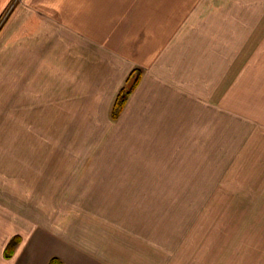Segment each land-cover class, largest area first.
Here are the masks:
<instances>
[{
  "label": "crops",
  "instance_id": "1",
  "mask_svg": "<svg viewBox=\"0 0 264 264\" xmlns=\"http://www.w3.org/2000/svg\"><path fill=\"white\" fill-rule=\"evenodd\" d=\"M0 25V90L7 81L18 85L21 121L117 128L106 136L113 138L112 158L97 168L105 176L114 170L121 181L114 185H156L141 179L162 174L169 184L195 187L188 189L194 197L165 200L178 212L177 202L199 200L197 186L205 182L196 181L197 172L212 176L226 155L260 171L238 184L264 187V0H0ZM136 69L141 80L113 121L115 99ZM1 156L0 162L6 146ZM133 195L121 202L154 201ZM255 201L258 210L234 204L209 227L175 220L156 236L153 220L134 232L120 215L130 207L104 218L111 227L26 223L27 232H19L0 199V232L6 225L0 264H48L53 257L64 264H264V195ZM82 213L85 222L103 212ZM173 225L188 229L171 235ZM16 234L24 240L7 258Z\"/></svg>",
  "mask_w": 264,
  "mask_h": 264
},
{
  "label": "rangeland",
  "instance_id": "2",
  "mask_svg": "<svg viewBox=\"0 0 264 264\" xmlns=\"http://www.w3.org/2000/svg\"><path fill=\"white\" fill-rule=\"evenodd\" d=\"M8 15L9 13H6V16H3L2 23L9 17ZM1 27L2 25H0V29ZM12 76L15 78V75H10L8 78H12ZM16 76L19 77L18 74ZM17 83L21 84V82ZM14 85L16 84L12 81H7L6 90H0V156L6 146V158L4 157V161L0 162V199L6 200V215L10 214L11 217L17 218L18 222H15L19 225V229H16L17 225L12 226L17 231L27 232L24 226L26 223L29 224L27 228L29 226L34 228L40 224L44 227L54 225L59 229L72 224L84 225L86 231L89 226L111 227L112 225L107 221L109 219L104 218L116 216L114 214L116 208L125 211L130 207L134 211L120 215L130 219L128 221L132 227L134 226L132 228L134 232L139 231L141 225L150 227L151 220H153V223L156 224L154 234L160 236L157 230L159 226H164L175 220L178 221L174 223L179 222L182 225L187 223L188 226L190 224L187 220L194 219L200 221L199 223H202L203 227H209L213 219L216 221L218 217L222 216V212L226 213V211L232 210L234 204L239 203L245 205V209L258 210L260 203L255 200L259 194L264 195V187L240 185L238 181L244 177L256 179L260 177V171L242 169V163L237 161L235 164L227 162L226 155H223L225 157L219 155L218 169L212 176L207 173L200 176L197 172L196 181L205 182L204 186H197L200 187L198 190L202 189L198 195L195 193L199 200L177 202L176 206L181 205L178 212L174 207L172 211H169L167 205L170 202L165 200L174 197L177 199L194 197V191L188 189L195 187L169 184L172 180H168L162 174L155 178L141 179L161 185L140 187L114 185V183L121 182L115 180V171L105 170L106 177L103 170H97V168L104 166L98 165L99 161L103 162L112 158V155H109V151L112 149L109 142L113 138L109 139L106 136L115 134L117 128L101 123L105 126L99 129L98 123L81 120H76L73 123L61 120L53 122L21 121L20 91L16 88L18 85L16 87ZM132 85L133 81L130 85L126 83L124 87L130 88ZM51 135L57 136L51 137ZM202 142L206 143V139L203 138ZM101 151H104V155ZM100 157H103V160H100ZM88 163H91L89 164L91 170L83 169ZM129 180L136 179L129 178ZM175 181L173 180V182ZM133 194H138L139 198L152 196L154 201L152 203L121 202L127 197L137 196ZM102 195L110 196L113 201L96 202L88 199L89 197H102ZM147 204H149V208L146 207ZM84 210L89 211L90 215H92L91 212L103 213L96 214V216L101 215L98 218L93 215L88 216L83 222L81 220ZM129 214L132 216L128 217ZM113 220L115 218L112 217ZM67 224L68 226H66ZM173 226L177 228L166 232L174 235L181 234L186 231L185 229H188L186 226ZM97 231L101 233V230ZM200 231L203 232V230ZM16 235L15 237H20L18 248L22 244L24 236ZM148 235H152V231ZM196 235H198L197 230L195 237ZM5 243L6 225L0 232V253L5 247Z\"/></svg>",
  "mask_w": 264,
  "mask_h": 264
},
{
  "label": "trees",
  "instance_id": "3",
  "mask_svg": "<svg viewBox=\"0 0 264 264\" xmlns=\"http://www.w3.org/2000/svg\"><path fill=\"white\" fill-rule=\"evenodd\" d=\"M141 76H142V72L140 69H136L134 70L128 80H127V85L133 81V85L130 88L124 87L123 89L120 90V92L118 93L113 108H112V112H111V119L113 121H116L119 119L122 111L124 110L130 95L132 94V92L137 88L140 80H141ZM20 243V237H15L13 238L5 251V256L7 258H10L13 256L18 244ZM48 264H64L60 259L54 257L50 260V262Z\"/></svg>",
  "mask_w": 264,
  "mask_h": 264
}]
</instances>
